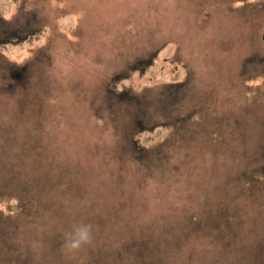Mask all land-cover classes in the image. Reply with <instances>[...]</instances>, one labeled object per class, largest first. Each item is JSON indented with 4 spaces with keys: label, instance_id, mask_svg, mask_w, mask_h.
<instances>
[{
    "label": "rangeland",
    "instance_id": "1",
    "mask_svg": "<svg viewBox=\"0 0 264 264\" xmlns=\"http://www.w3.org/2000/svg\"><path fill=\"white\" fill-rule=\"evenodd\" d=\"M0 13L44 27L0 46V264H264V0H0ZM151 52L120 88L150 99L190 76L177 103L198 115L140 134L139 162L106 84ZM79 224L94 241L70 252Z\"/></svg>",
    "mask_w": 264,
    "mask_h": 264
},
{
    "label": "trees",
    "instance_id": "2",
    "mask_svg": "<svg viewBox=\"0 0 264 264\" xmlns=\"http://www.w3.org/2000/svg\"><path fill=\"white\" fill-rule=\"evenodd\" d=\"M7 20L0 13V46L9 45L13 43H24V41L33 39L35 36L43 32L44 27L35 26L32 27L28 23L23 25L22 23L14 24L11 26H5L8 24ZM3 25V27H2ZM2 28V29H1ZM158 56L157 53L151 52L149 57L139 58L133 62L128 70L123 73H117L113 76L108 84H106V94L110 108L114 106V103H120L125 107V113H127L129 121V143L131 156L136 161L144 162L148 153L151 151L147 146L139 144V136L143 132H152L156 128H169L171 130H177L182 128L188 122H193L192 118L197 117L198 113L187 110L179 109L177 103L180 100V95L185 93L186 86L188 85L189 78L185 81L178 82L164 86L155 95V99L150 98L148 92L138 93L135 90L121 89V84L128 80L130 72H143L151 67L153 60ZM260 64L264 65V61ZM156 102V104L154 103ZM154 103L153 106H151ZM158 103V104H157ZM113 104V105H112ZM153 107V109H152ZM174 138L167 137L162 141L155 149L153 154L156 157L163 160L164 147L167 144L173 143Z\"/></svg>",
    "mask_w": 264,
    "mask_h": 264
},
{
    "label": "clouds",
    "instance_id": "3",
    "mask_svg": "<svg viewBox=\"0 0 264 264\" xmlns=\"http://www.w3.org/2000/svg\"><path fill=\"white\" fill-rule=\"evenodd\" d=\"M94 241V230L91 224L74 225L64 234V247L70 252H78Z\"/></svg>",
    "mask_w": 264,
    "mask_h": 264
},
{
    "label": "water",
    "instance_id": "4",
    "mask_svg": "<svg viewBox=\"0 0 264 264\" xmlns=\"http://www.w3.org/2000/svg\"><path fill=\"white\" fill-rule=\"evenodd\" d=\"M262 38H263V41H264V34H263Z\"/></svg>",
    "mask_w": 264,
    "mask_h": 264
}]
</instances>
